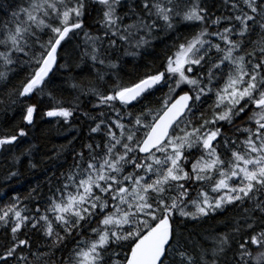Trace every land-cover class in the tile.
Instances as JSON below:
<instances>
[{"label": "snow or ice", "instance_id": "snow-or-ice-1", "mask_svg": "<svg viewBox=\"0 0 264 264\" xmlns=\"http://www.w3.org/2000/svg\"><path fill=\"white\" fill-rule=\"evenodd\" d=\"M0 9V114L14 121L0 154L36 169L38 145L21 146L42 119L87 128L49 155L72 163L45 188L3 197L0 264H264V0ZM73 68L68 101L57 76ZM184 221L221 227L193 235Z\"/></svg>", "mask_w": 264, "mask_h": 264}, {"label": "trees", "instance_id": "trees-1", "mask_svg": "<svg viewBox=\"0 0 264 264\" xmlns=\"http://www.w3.org/2000/svg\"><path fill=\"white\" fill-rule=\"evenodd\" d=\"M21 0H0V4L3 3H15L19 4ZM10 13H5L0 9V21H3ZM82 42V37L78 38ZM168 38L156 41V49H149L143 52L141 57L132 58L127 57L124 62V67L121 70V76L128 80L130 77L137 74L138 70L143 71V64L145 62H151L155 59L159 48L165 43ZM71 51V47L69 49ZM81 71L80 69H71L69 73H65L63 70L60 75L57 76V82L63 81V96L66 100L71 101L75 93L69 86V77L75 76ZM22 78V76H21ZM16 84L19 81H15ZM0 91H2V86H0ZM88 97H82V103L84 107H89L87 104ZM18 119V116H17ZM14 121L11 119V114L9 116H4L0 114V129L4 127H11ZM80 136H87V128L84 126L82 121H76L72 128L68 126L60 127L55 124H50L48 120L42 119L30 132L29 138L25 139L24 144L21 146L22 149L27 148L31 143L38 145V148L34 152V162L37 163L36 169H30L26 163L27 158L21 161V165L13 168L12 165V154H0V204L7 203L3 199L9 193L16 195L19 194L22 197L26 195L33 187L40 185L41 188H45L46 184L49 182V178L53 177V173L57 170L64 171L62 165H70L72 160L65 154L64 159H54L49 160V155L51 154L55 157L56 151L60 149V146L67 143L69 137L73 136V133ZM9 169L18 170L19 175L16 178H9ZM212 227H221L215 221H208L207 223L203 221H184L180 224L181 231L185 233H192L193 235L206 232Z\"/></svg>", "mask_w": 264, "mask_h": 264}]
</instances>
